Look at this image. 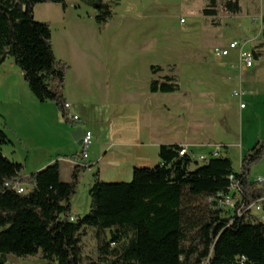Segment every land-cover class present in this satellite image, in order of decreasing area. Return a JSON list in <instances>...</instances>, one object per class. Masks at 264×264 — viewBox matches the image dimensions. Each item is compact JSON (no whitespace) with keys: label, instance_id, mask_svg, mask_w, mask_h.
Returning a JSON list of instances; mask_svg holds the SVG:
<instances>
[{"label":"rangeland","instance_id":"374dc122","mask_svg":"<svg viewBox=\"0 0 264 264\" xmlns=\"http://www.w3.org/2000/svg\"><path fill=\"white\" fill-rule=\"evenodd\" d=\"M103 1L112 7V17L105 25H99L97 12L79 0H68L66 11L57 4H38L34 9L36 21L51 27L55 56L69 66L64 96L71 113L80 119L77 127L94 136L87 162L95 166L107 145H129L118 149L125 151L124 167L103 165L101 181L131 182L135 168L159 165V143L172 142L170 145L187 148L195 164L228 157L239 172L242 159L264 140V102L255 106L248 97H233L232 92L240 88V75L234 85L237 75L227 72L238 61L215 59L211 52L234 41L246 50L264 44V0H240L239 15L223 13L219 7L217 17L203 14L211 0H120L118 5L115 0ZM152 66H160L162 72L153 75ZM165 77L176 78L181 90L150 95L151 81ZM139 91L140 101L133 96ZM6 101L7 93L0 87V110ZM241 102L246 110H241ZM49 104V119L42 126L29 130L19 125L23 145L13 128H4L0 117V128L9 139L17 140L16 146L5 145L2 151L25 166L26 176L59 161L61 179L70 182L73 170L67 162L80 150H71L69 159L61 154L69 133L57 122L61 116L55 104ZM11 124L17 126L15 121ZM70 135L74 140L72 131ZM179 141H188L191 149ZM204 141L209 148L203 147ZM45 163L49 164L42 167ZM97 171L81 173L71 201L72 220L88 215L89 192ZM251 180L264 181V156L252 167ZM252 215L260 218L263 214L253 211ZM82 246L85 263H101L94 231H89ZM43 263L40 255L9 257V264Z\"/></svg>","mask_w":264,"mask_h":264},{"label":"trees","instance_id":"16d2710c","mask_svg":"<svg viewBox=\"0 0 264 264\" xmlns=\"http://www.w3.org/2000/svg\"><path fill=\"white\" fill-rule=\"evenodd\" d=\"M67 1L0 0V67L12 59L35 99L55 104L71 126L64 96L69 66L55 56L50 25L36 21L34 14L38 4H57L66 11ZM79 1L97 12L99 25L112 17L111 5L103 0ZM219 7L229 15L242 13L240 0H222L221 5L211 0L203 14L217 17ZM252 54L259 61L264 44ZM151 71L158 75L162 68ZM149 90L174 94L181 87L176 78L165 77L152 80ZM11 143L0 128V264H9L10 256L38 255L43 264H264V222L251 212L239 217L220 208L233 186L245 206L264 198V183L251 181L252 167L264 156V140L242 159L239 172L228 157L198 165L180 156L181 146L162 145L159 165L135 168L129 183H106L96 174L90 211L79 221L72 220L71 201L81 173L92 166L76 164L70 182L61 179L59 161L26 176L25 166L2 151ZM89 231L100 242L101 263H85L82 241Z\"/></svg>","mask_w":264,"mask_h":264},{"label":"crops","instance_id":"0c3cea01","mask_svg":"<svg viewBox=\"0 0 264 264\" xmlns=\"http://www.w3.org/2000/svg\"><path fill=\"white\" fill-rule=\"evenodd\" d=\"M264 17V15H263ZM263 17H262V23L263 24ZM226 48V47H224ZM227 60H230V62H236L238 61V52L233 51L231 56L227 58ZM229 62V61H228ZM9 64V68L6 67V65ZM236 66V67H235ZM237 70H235V69ZM228 74H234L236 76V80H234V85H236V82L238 80L239 71L237 69V65H232V68L228 67ZM15 75V77H13ZM240 78V88H243L247 93L244 97H248L252 100V102L257 106L261 102H264V55L259 61H255V66L252 69L249 70H243ZM22 79V80H21ZM0 87H2L5 90V93H7V101L5 102L3 109L0 110V117L2 124L4 128L9 129L10 127L13 128V130L16 132V139L20 141V143L23 145V139L21 137L20 133V126L25 127L27 129H34L36 127L42 126V121H46L49 119V115H47L46 111L49 109L50 106L49 103L41 104L39 103L35 97L31 94L29 91L27 85L25 84L23 80V74L22 72L14 65L13 62H5L0 67ZM150 87V85H149ZM235 88V87H234ZM150 91V90H149ZM134 97L138 98L136 100H139V97H142L141 92H134ZM150 93V92H149ZM24 94V96H23ZM152 93H150L151 95ZM149 94H144V97L148 99ZM233 96V95H232ZM243 97V98H244ZM140 101V100H139ZM66 102L70 104L67 100ZM55 109V108H54ZM241 109V110H246ZM57 111V110H55ZM71 112V110H70ZM144 112V111H143ZM72 114V113H71ZM61 116V114H59ZM74 115V114H73ZM77 116V115H75ZM62 117V116H61ZM58 120L57 122L64 128L65 131H67V138L64 141L66 144L63 149H60L61 154L64 152L66 154V158L69 159L68 153L71 152V150H74L75 147L80 146L77 144L75 140H72L70 132L72 131L74 135L76 134V130L81 126L78 123L74 122L73 125L68 126L65 124L63 119ZM12 121H15L17 126L11 124ZM84 126V125H83ZM89 131V130H88ZM91 132V131H90ZM11 144H14V146L17 145V140L11 139ZM140 142V141H137ZM135 143V145H139L140 143ZM183 144V146H188L191 149V144L187 141H179ZM173 143V142H172ZM168 143V145L172 144ZM19 144V143H18ZM163 143H159V146H162ZM207 141L202 142V145L204 148H209L207 145ZM128 144H110L107 145L105 150L103 151V154L101 158L99 157L98 161L96 162V165L93 166V162H87L92 166L89 171L94 172L98 169L97 173L99 175V179L101 180L100 173L103 168V165L105 167H109L111 169L115 167H124V162L126 160V154L125 151L121 152V150L118 149H125L128 148ZM91 150V149H90ZM12 153V152H11ZM78 154V152H75L74 155ZM5 155V154H4ZM73 155V156H74ZM6 156V155H5ZM8 158V157H7ZM71 161V160H70ZM67 162L71 166V170L74 169V166L76 163L73 162ZM49 163H45L42 167H45ZM53 164V163H52ZM51 165V164H50ZM49 166V165H48ZM45 169V168H44ZM73 172V171H72ZM24 174V172H23ZM94 174V176H96ZM95 181V180H94ZM252 181V180H251ZM74 218V217H72Z\"/></svg>","mask_w":264,"mask_h":264},{"label":"built area","instance_id":"2783aa9c","mask_svg":"<svg viewBox=\"0 0 264 264\" xmlns=\"http://www.w3.org/2000/svg\"><path fill=\"white\" fill-rule=\"evenodd\" d=\"M238 52V64L237 69L239 71L240 77L243 70L252 69L255 66V59L253 58L252 50H246L245 45H241L239 42L234 41L231 42L230 45L226 48H217L214 49L211 53L215 59H224L231 56L232 52ZM246 91L243 88H239L232 92L233 97L242 98L246 95ZM245 104L241 102L240 108L245 109ZM65 109L68 111V118L73 120L74 122L80 121L78 116L71 114L70 104L66 103ZM93 134L90 131H83V135L81 138V145H80V153H79V161L82 163H87L89 159V153L91 146L93 144ZM190 156V151L187 148H182L180 151V156ZM200 160L204 161L205 158L201 157ZM70 162L75 163V160H71ZM233 177H231V180ZM257 182L264 183L263 180H259ZM9 186V185H7ZM19 193H23L24 189L18 188ZM220 208L226 211H232L237 216H242L245 212H253L257 211L262 213L263 215L260 216V219L264 222V198L257 200L256 202L250 204L249 206H245L243 203L241 191L237 186H233L227 196L223 198L220 203ZM259 217V216H258Z\"/></svg>","mask_w":264,"mask_h":264},{"label":"water","instance_id":"95a60500","mask_svg":"<svg viewBox=\"0 0 264 264\" xmlns=\"http://www.w3.org/2000/svg\"><path fill=\"white\" fill-rule=\"evenodd\" d=\"M83 135V130L81 128H78L76 130V134L74 135V140L77 142V144L80 146L81 145V138Z\"/></svg>","mask_w":264,"mask_h":264}]
</instances>
